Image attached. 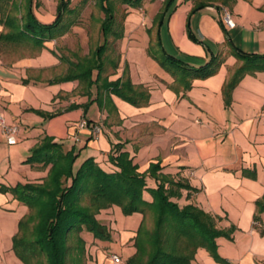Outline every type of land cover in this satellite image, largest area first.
<instances>
[{
	"label": "crops",
	"instance_id": "obj_1",
	"mask_svg": "<svg viewBox=\"0 0 264 264\" xmlns=\"http://www.w3.org/2000/svg\"><path fill=\"white\" fill-rule=\"evenodd\" d=\"M41 1L35 9L38 18L53 22L60 0ZM204 1L208 5L193 10L198 0H175L159 28L165 49L191 65L204 64L218 53L225 57L217 73L194 79L192 87L184 90L149 53L158 30L155 18L164 0H144L140 8L115 0L116 13L127 8L126 21H135L117 43L119 67L109 78L125 75L134 84L144 85L149 99L141 105L106 91L99 94L96 85L89 95L77 79L58 81L67 67L56 39L46 41L31 55L7 59L0 52V115L20 129L18 142L9 144L0 122V264H24L14 251V237L31 212L1 186L37 183L47 177L50 166L26 163L45 136L62 142L67 150L75 148L80 154L78 165L95 157L103 168L113 171L116 166L109 154L117 143L124 144L141 172L160 161V173L194 188L182 189L177 199L181 205L196 204L217 216L220 228L235 227L232 238H217L220 256L231 264H264V211L260 219L255 218L258 201L264 198V70L241 79L230 105L224 96L226 84L241 65L228 37L246 52L264 53V0ZM224 8L230 10L234 27L224 21ZM188 27L200 41L190 37ZM36 110L56 114L45 117ZM83 120L89 123L87 127L81 126ZM95 124L101 126L98 134L91 129ZM148 185L156 187V179L148 176ZM144 196L153 199L148 191ZM97 217L112 238L100 240L84 231L86 264H128L137 251L135 241L144 215H125L120 206L113 205ZM114 254L121 262H115ZM192 264L223 263L200 247Z\"/></svg>",
	"mask_w": 264,
	"mask_h": 264
},
{
	"label": "trees",
	"instance_id": "obj_2",
	"mask_svg": "<svg viewBox=\"0 0 264 264\" xmlns=\"http://www.w3.org/2000/svg\"><path fill=\"white\" fill-rule=\"evenodd\" d=\"M118 1L135 8H140L144 2ZM174 1L164 0L155 18L158 30L150 42L149 53L172 72L184 90H188L194 79L217 73L225 57L218 53L212 55L208 62L194 66L165 49L159 28ZM223 2L228 3V0ZM97 3L104 13L101 23L104 41L84 58L73 60L61 55L62 61L67 64V73L58 81L77 79L89 95L96 85L99 94L106 91L136 105L147 103L149 94L144 85L134 84L125 75L110 80V75L119 67L121 56L117 43L124 36L125 16L124 19L117 17L115 0H97ZM206 5L204 0H198L193 10ZM12 9L22 10V5L14 0H0V24L4 27L0 32V44L26 45L34 50L43 47L46 41L64 35L76 18V7L71 6L70 0L59 1L56 18L51 23H44L38 18L34 0H26L23 14H12ZM221 23L224 26L222 20ZM149 32L152 34L151 29ZM188 32L190 37L200 41L189 27ZM228 44L241 65L224 88L226 105L231 104L232 91L245 75L264 70V53L246 52L229 37ZM109 65L113 67L111 74L107 73ZM90 103L84 105L85 110ZM77 106L72 105V108ZM36 111L45 117L56 114ZM79 155L75 148L67 150L62 142L45 136L33 147L26 163L43 168L50 166L47 177L37 183L1 186V190L11 192L31 211L36 210L38 222L33 231L20 235L21 229L32 222L30 212L20 222L19 232L14 237V251L24 264H86V240L82 233L88 231L100 240H111L109 228L98 219L97 214L113 205L120 206L125 215L136 212L144 215L135 241L137 251L128 259V264H192L200 247L207 249L219 262L231 264L220 256L217 238H232L235 227L220 228L217 216L193 203L181 205L177 199L182 196V189L194 188L160 173V161L152 162L147 171L141 172L122 143L114 144L109 154V161L116 166L113 171L103 168L95 157H88L78 165ZM148 176L156 179V187H149ZM145 191L152 195L151 201L145 198ZM263 211L264 198L258 201L257 220ZM149 212L155 216L153 228L146 226Z\"/></svg>",
	"mask_w": 264,
	"mask_h": 264
},
{
	"label": "rangeland",
	"instance_id": "obj_3",
	"mask_svg": "<svg viewBox=\"0 0 264 264\" xmlns=\"http://www.w3.org/2000/svg\"><path fill=\"white\" fill-rule=\"evenodd\" d=\"M71 6L73 8L76 7L75 17L73 19L74 23L72 24L71 28L62 36L56 38V48L60 53V56L63 55L67 58H72L73 60H77L78 58H84L89 56L99 44L103 43L104 37L101 31V23L104 18V13L100 8L97 0H70ZM18 5H22V10L12 9V14H23L24 10L23 7L25 6L26 0H14ZM35 9L38 8L40 4H42L41 0H34ZM118 4L121 5L122 3L118 1ZM12 8V6H10ZM127 9V8H126ZM126 9L121 7L119 9L117 17L123 18L126 16ZM48 10H51V7H48ZM135 16V15H134ZM134 18V17H132ZM135 20L124 22V31L127 26L133 25ZM118 46V45H117ZM0 52H4L5 57L7 59H12L24 55H31L34 52V49L30 46H15V45H4L0 44ZM67 67V64L64 63V69ZM65 71V70H64ZM113 72L112 65H109V69L107 70L108 74ZM99 214V213H98ZM97 214V216H98ZM32 222H29L24 226L21 231L20 235L22 234H30L33 229L34 225L38 222V218L36 215V210L31 211ZM155 216L153 212H149L147 219H146V226L147 228L154 227ZM121 255L128 256L127 252H123L119 250ZM147 258V256H146ZM35 261V260H34Z\"/></svg>",
	"mask_w": 264,
	"mask_h": 264
},
{
	"label": "built area",
	"instance_id": "obj_4",
	"mask_svg": "<svg viewBox=\"0 0 264 264\" xmlns=\"http://www.w3.org/2000/svg\"><path fill=\"white\" fill-rule=\"evenodd\" d=\"M223 19L226 22V24L230 27H234L236 25L234 19L232 18L230 10L227 8H224ZM0 122L3 126V130L5 133L7 142L9 144H16L18 142V133L20 130L19 126L17 124L7 123L5 118L1 115H0ZM88 125H89V123L86 120H83L81 122V126L83 128L87 127ZM91 129L95 134H98L101 132V126H99L97 124L92 125ZM113 259L115 260V262H121V258L117 254L113 255Z\"/></svg>",
	"mask_w": 264,
	"mask_h": 264
}]
</instances>
